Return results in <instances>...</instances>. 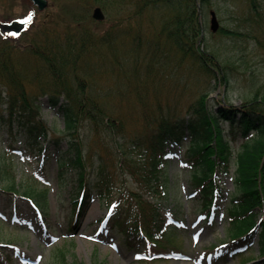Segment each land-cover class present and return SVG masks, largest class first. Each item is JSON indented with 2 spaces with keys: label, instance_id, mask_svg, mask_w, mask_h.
Listing matches in <instances>:
<instances>
[{
  "label": "trees",
  "instance_id": "obj_1",
  "mask_svg": "<svg viewBox=\"0 0 264 264\" xmlns=\"http://www.w3.org/2000/svg\"><path fill=\"white\" fill-rule=\"evenodd\" d=\"M95 2L106 10L108 7L114 8L116 13L119 10L123 14L122 18L118 17L119 23L128 19L133 25L127 29L112 27L108 31L113 35L97 36L94 28L85 26L93 21L90 11ZM207 2L209 0H50L57 11L77 16L75 25L71 22L64 29L46 23L34 26V17L20 37L0 34V97L5 103L0 114V132L11 139L4 147L0 142L1 188L28 196L47 209V190H39L31 184L16 187L20 163L17 162L19 156L13 152L14 144L20 139L24 149L36 156L52 138L57 148L61 140L66 139L68 148L61 149L58 164L63 168L68 164L79 167L76 184L81 198L74 201L77 215L84 216L91 200L99 197L111 208L109 224L125 234L129 245L162 250L175 245L173 238L178 234V226L162 207L171 184L168 147L170 143L187 142L191 178L200 188L206 210H210L213 203V191L217 189L221 193V177L232 173L235 158V190L226 207L229 251L242 254L244 242L255 231L264 241V96L256 95L242 105L223 99L212 109L209 88L192 100L187 112L169 103L164 105L159 98L134 102L138 114L125 116L113 103L108 104L103 94L94 96L87 78L93 66L88 52L93 54L106 44L110 46V41L117 36L127 35L132 37L130 47L136 52L135 60L145 69L140 78L144 82L141 87L149 89L148 76L162 72L158 65L164 64L156 56L162 45L176 50L183 58H191L211 81L220 78L228 84L231 76L227 68L202 45L199 8ZM249 3L252 9L257 8V0H249ZM94 21L96 26L98 21ZM142 21H158L151 39L144 36ZM220 31L231 33L225 27ZM141 36L148 39L145 56L152 58L139 60L143 57ZM44 94L63 116L64 129L58 137L52 135L41 115ZM132 117L136 121L129 126L126 122ZM15 123L20 128L16 129ZM239 136L243 143L236 153L231 144ZM91 150L95 151L94 155ZM64 152L73 153V157L65 158ZM9 154L16 156L12 158ZM37 161L34 159L28 168L33 176L44 167L43 162ZM95 164L96 168L90 169ZM119 175L120 178L130 176L136 186L127 188ZM65 256L66 251L60 248L57 257L62 264L66 262ZM261 257L250 264H264V249Z\"/></svg>",
  "mask_w": 264,
  "mask_h": 264
},
{
  "label": "rangeland",
  "instance_id": "obj_2",
  "mask_svg": "<svg viewBox=\"0 0 264 264\" xmlns=\"http://www.w3.org/2000/svg\"><path fill=\"white\" fill-rule=\"evenodd\" d=\"M257 1L255 9L251 8L249 0H209L200 7L202 45L207 52L214 53L220 63L227 68V73L231 76V82L228 84L220 81V78L211 81L203 70L201 71L199 66L190 60L191 58H183L176 50H170L169 47L162 45V49L158 48L156 52L159 61L164 64L158 65L162 68L160 70L162 72L151 73L148 76L149 89L141 87L144 82L140 78L143 77L145 69L135 60L136 52L130 47L132 37L121 35L110 41V46L106 44L93 54L88 52L93 66L87 78L91 83V90H94V96L95 93L103 94L108 104L113 103L125 116L138 114V108L133 107L134 102L159 98L164 105L169 103L187 112L192 100L209 88L210 96L213 97L209 104L212 109L219 105V100L226 99L234 105H241L256 95L264 96V0ZM96 3L99 2H95V5ZM33 8L36 10L35 5L29 0H0V20L24 19ZM92 8L90 16H92ZM102 8L106 18L98 21L96 26L94 19L85 25L94 28L97 36L110 35L108 30L112 27L127 29L133 25V21L129 22L128 19H122L119 23L118 17H123L119 10L116 13L114 8L108 7L109 10ZM212 9L217 13L220 26L231 30V33L212 31L209 12ZM78 12L85 16L84 12L77 10ZM36 13L34 26L46 23L51 27L56 26L57 29L66 28L71 22L75 25L74 20L77 18L71 13L57 11L51 5ZM142 24L144 36L151 39L155 28L159 25L158 21L154 23L142 21ZM148 39L141 36V43L144 45L141 49L143 57L139 60L145 57L152 58L149 55L145 56ZM135 69L139 71H134ZM139 74L141 76L137 77ZM4 94L5 92L3 96L6 95ZM63 96L64 94H61V97ZM2 102L3 99L0 97V114L5 106ZM41 104V115L47 121L52 135L60 136L64 129L63 116L57 108L50 105L47 95L42 97ZM135 121L132 117L126 123L131 126ZM13 125L16 129L20 128L18 123ZM10 141V138L0 132V142L3 147ZM67 142L66 139H62L60 149L66 151ZM242 143L241 137L233 142L236 153L241 149ZM22 144L18 139L13 150L20 161H17L20 167L17 171L19 184L16 187L31 184L39 190H47V209L42 206L41 210H38L29 198L23 197L20 193H6L0 188V264H62L57 257L60 248L66 251L64 264H75V262L79 264H247L245 258L249 259L250 255L254 257L260 255V250L255 245L244 258L243 256L232 258L228 255L224 260H216L219 251L227 246L224 243L229 238V228H227L229 221L224 212L225 203L218 198L219 210L212 207L210 215L204 211L202 198L195 193L196 187L191 178L185 147L175 145L171 147V162L168 166L169 179H171L170 191L168 198L162 202L163 209L178 223L179 229L178 234L173 238L175 245L162 250L175 249L173 251L180 253L183 251L185 255L153 259L141 253L145 252L144 248L136 250L130 247L123 233L105 227V221L102 219L108 212L106 205L100 199L90 203L91 206L85 217L75 219L74 199L78 179L76 172L79 167L68 164L63 169L58 164L60 150L56 147L53 138L47 143V148L38 154L39 158L45 157L47 161L41 174L34 176L28 171L33 156L29 158L31 153L23 152L25 149ZM91 151L93 152L91 155H94L95 151ZM64 153H66L65 158L73 157V153ZM16 155L9 154L12 158ZM96 165L90 169L96 168ZM234 170L235 162L232 172ZM231 175L233 174L222 175L226 184L224 195L227 196L229 191L234 189ZM119 179L123 180L122 184L127 188L136 186L129 176L120 178L119 175ZM20 189L22 191L23 188ZM45 216H48L47 224L44 223ZM212 244L216 246H212L209 251ZM8 253H14L12 259Z\"/></svg>",
  "mask_w": 264,
  "mask_h": 264
},
{
  "label": "water",
  "instance_id": "obj_3",
  "mask_svg": "<svg viewBox=\"0 0 264 264\" xmlns=\"http://www.w3.org/2000/svg\"><path fill=\"white\" fill-rule=\"evenodd\" d=\"M40 9H44L48 5V0H33ZM93 16L96 19H103L105 14L101 7H95L93 11ZM26 27L25 23H21L19 20H12L10 22H0V31L7 35L9 33L20 34ZM219 28V21L215 11H212V30H217Z\"/></svg>",
  "mask_w": 264,
  "mask_h": 264
},
{
  "label": "snow or ice",
  "instance_id": "obj_4",
  "mask_svg": "<svg viewBox=\"0 0 264 264\" xmlns=\"http://www.w3.org/2000/svg\"><path fill=\"white\" fill-rule=\"evenodd\" d=\"M31 19H32V14L31 13H29V15H28V17L26 18V20H24V21H21V23H29V22H31Z\"/></svg>",
  "mask_w": 264,
  "mask_h": 264
}]
</instances>
